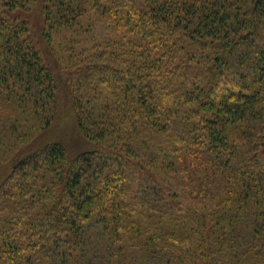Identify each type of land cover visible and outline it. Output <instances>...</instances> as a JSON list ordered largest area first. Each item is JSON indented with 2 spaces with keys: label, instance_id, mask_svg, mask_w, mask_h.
I'll list each match as a JSON object with an SVG mask.
<instances>
[{
  "label": "trees",
  "instance_id": "obj_1",
  "mask_svg": "<svg viewBox=\"0 0 264 264\" xmlns=\"http://www.w3.org/2000/svg\"><path fill=\"white\" fill-rule=\"evenodd\" d=\"M1 1L0 264H264V0Z\"/></svg>",
  "mask_w": 264,
  "mask_h": 264
},
{
  "label": "rangeland",
  "instance_id": "obj_2",
  "mask_svg": "<svg viewBox=\"0 0 264 264\" xmlns=\"http://www.w3.org/2000/svg\"><path fill=\"white\" fill-rule=\"evenodd\" d=\"M42 2L43 0H35L28 10H26L24 6L15 7L13 11H11L13 12L11 14L18 16L19 20H27V22H29L30 26L32 27L36 22V19L41 16L40 6ZM4 8L7 9L9 7L6 3H2V1L0 0V11ZM30 31L33 35V29L30 28ZM68 48L69 47H67L64 42H61L60 45L57 47V53L60 57V62L59 60L58 62L62 68L74 67L75 64H79V62L84 63L87 61L89 53L84 52L86 49L82 50V53L81 51H76V56L71 58L74 51ZM46 49L47 48H45V50ZM48 55L49 60L52 63L54 62L55 58L57 59V56L55 54L52 55L51 53H49ZM106 96L107 93H103L101 98L105 99ZM74 125L75 123L73 120V115L71 114L70 107H68V102L64 95V97L62 96L61 103L59 104L58 114L54 122L52 123V126L46 133L44 132L38 137L37 141L35 142V145H42L43 143L49 140H56L64 143V145L69 149V152L71 154L77 152V150L80 148L82 149L84 145L83 141L80 140L81 138L79 136V133L74 129ZM147 152L150 154V156H152V159L156 155L155 153H152L149 149H147ZM149 161L154 162L153 167H158L163 163L162 160L158 158L154 159V161Z\"/></svg>",
  "mask_w": 264,
  "mask_h": 264
}]
</instances>
